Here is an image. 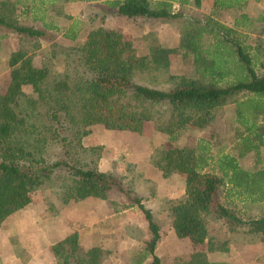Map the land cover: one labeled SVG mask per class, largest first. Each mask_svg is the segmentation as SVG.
I'll list each match as a JSON object with an SVG mask.
<instances>
[{
  "label": "trees",
  "instance_id": "1",
  "mask_svg": "<svg viewBox=\"0 0 264 264\" xmlns=\"http://www.w3.org/2000/svg\"><path fill=\"white\" fill-rule=\"evenodd\" d=\"M55 1L1 0L0 27L34 39L35 47H40L45 30L23 24L17 16L32 13L47 27L60 29L45 22L43 5ZM247 1L214 0V5L240 8ZM188 2L202 4V0H102V7L105 13L130 18H172L179 13L174 3ZM258 18L264 21V13ZM248 20L243 13L233 26L213 18L186 23L180 44L194 54L196 74L169 88L137 80L139 71L167 68L169 48L157 44L141 55L122 31L104 25L92 28L84 41L77 40L78 22L64 31L65 38L77 42L67 49L64 69L56 73L46 61L36 65L29 49L13 50L8 59L9 83L0 93V224L27 206L35 190L49 184L56 186L63 202L108 198L113 188H119L144 212L152 233L139 264L149 256V264H163L155 252L161 233L152 211L131 196L114 172L100 169L80 154V149L90 150L82 139L93 125L142 132L147 122L160 116L167 121L164 131L171 145L157 150L153 164L164 176L181 172L186 180L185 196L170 207L176 234L194 244L208 239L210 249H215L207 218L211 214L225 219L230 230L245 226L246 232L258 234L264 242V215L244 219L223 200L226 192L225 197L264 201V168L247 170L228 153L213 160L204 140L197 149L173 145L183 131L202 127L217 107L244 93L236 102V119L244 127L238 155L264 146V60L263 71L258 72L246 32ZM6 36L1 35L0 41ZM217 248L227 250L228 243ZM52 251L59 264H102L106 254L100 245L82 248L77 230L56 241ZM183 264L214 263L207 251L198 249Z\"/></svg>",
  "mask_w": 264,
  "mask_h": 264
},
{
  "label": "rangeland",
  "instance_id": "2",
  "mask_svg": "<svg viewBox=\"0 0 264 264\" xmlns=\"http://www.w3.org/2000/svg\"><path fill=\"white\" fill-rule=\"evenodd\" d=\"M43 8L47 10L45 22L54 23L60 29L47 27L42 19H37L32 13L17 16L21 23L45 30V36L39 38L40 47H35L34 39L0 27V36L7 34L0 41V93L6 90L9 83L11 68L8 59L13 50L20 47L29 49L36 65L46 61L52 72L56 73L64 69L65 57L69 56V46L75 45L77 40L84 41L89 31L100 25L122 31L133 41L141 55H147L153 45L160 44L169 48V66L139 71L137 80L160 88L173 87L182 77L196 74L194 54L180 44L184 25L190 21L205 22L208 18H213L233 26L243 13L249 17L246 32L248 41L252 44L251 51L257 62L256 68L258 72L263 71L260 63L264 60V32L261 31L264 21L259 20L258 16L264 13V0H249L243 7L223 9L216 8L214 0H202L200 6L193 2L174 3L173 9L179 13L177 17L172 18H130L105 13L102 0L94 3L81 0L75 6L70 2L57 0L52 5L44 4ZM44 11H40V15ZM75 22H78L76 29L81 26L79 38H65L64 31ZM26 89L30 90L28 87ZM243 96L244 93L239 94L227 104L217 107L209 122L202 127L191 126L183 131L173 145L197 149L201 140H204L209 145L213 160L228 153L236 155L241 166L247 170L264 168L263 145L260 151L252 150L243 156L238 155L244 127L236 119V102ZM160 112L163 116L165 108L162 107ZM166 124V119L159 116L147 122L142 132L108 129L102 124L93 125L91 132L82 139V144L90 150L80 149V154L90 163L96 162L100 169L114 172L124 188L130 191L131 196L140 198L152 211L160 225L161 233L155 252L161 257L163 264H183L192 252L198 249L207 251L214 264H264V242L260 236L246 232L245 226L232 231L225 219L215 215L207 216L209 235L213 237L215 249H210L208 239L203 243L194 244L188 237H179L176 234L170 207L185 196V174L175 172L164 176L153 164V156L157 150L162 145H171L168 134L164 131ZM54 149L59 151L58 148ZM226 187L229 188V185ZM223 193L226 204L235 209L242 218L264 215V201H242L236 196L225 197L226 192ZM131 199L119 188H113L108 198L90 196L81 199L82 201L63 202L57 194L56 186L49 184L32 193V201L24 207L23 212L32 211L44 215L45 218L59 217L70 229L78 231L82 248L88 249L95 244L105 250L102 264H139L152 233L144 212ZM99 209L102 220H94L90 213L93 210L98 214ZM54 225L57 228L58 222ZM50 227L53 228L52 224ZM41 232L35 231L33 238L40 239ZM224 242L228 243L227 250L217 248ZM19 255L24 260L27 253L22 251ZM151 259L149 256L141 264H149ZM47 262L59 264L57 257ZM10 264H16V261L10 260Z\"/></svg>",
  "mask_w": 264,
  "mask_h": 264
},
{
  "label": "crops",
  "instance_id": "3",
  "mask_svg": "<svg viewBox=\"0 0 264 264\" xmlns=\"http://www.w3.org/2000/svg\"><path fill=\"white\" fill-rule=\"evenodd\" d=\"M80 1L68 0L66 2H70L75 6ZM95 1L97 0H88V3H94ZM103 170L107 169L103 168ZM54 203H56L55 200ZM91 203L97 204V202ZM23 211H25L24 208L15 211L0 224V264H10V260L16 261V264H34L33 261H38L36 264H49L47 262L49 259H56L52 252V245L72 229L69 225L63 223L59 217V219L55 217L45 218L44 215L41 216L39 213ZM100 216V209L98 214L97 211L93 210L90 213V217H93L94 220L96 218L102 220ZM55 222H58L57 228L54 225ZM51 224L53 228L50 227ZM35 231H42L40 239L33 238L32 235ZM22 251L27 253L24 260L19 255Z\"/></svg>",
  "mask_w": 264,
  "mask_h": 264
}]
</instances>
